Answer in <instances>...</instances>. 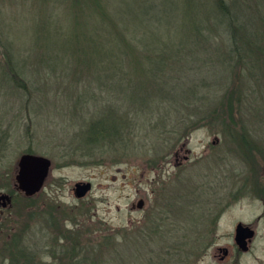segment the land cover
Listing matches in <instances>:
<instances>
[{
    "label": "rangeland",
    "instance_id": "obj_1",
    "mask_svg": "<svg viewBox=\"0 0 264 264\" xmlns=\"http://www.w3.org/2000/svg\"><path fill=\"white\" fill-rule=\"evenodd\" d=\"M190 2L106 0V5L119 11L122 5ZM69 5H76L75 0H0V181L8 173L15 188L18 160L25 153L45 156L54 166L44 189L32 199L24 200L20 193L12 197L11 207L0 206V221L18 214L23 243L36 248L49 233L43 227L49 211L60 216L62 209H74L78 221H91L100 230H128L125 256H116V263L140 258L135 264H217L214 249L202 259L207 237L218 239L236 213L232 207L225 214L220 233L213 232L210 215L217 211L218 199L236 188V173L248 170L246 160L239 158L237 136H229V123H215L207 113L232 83L229 71L220 63L196 68L184 58L144 85L140 80L149 77L146 68L133 73L128 60L115 66L112 57L127 56L101 48L111 45L108 36L95 35L96 17L85 14L75 26ZM123 24L140 33L144 43L158 37L154 21L146 17ZM75 28L93 32L94 37L80 35L74 41L91 47L88 51L70 52L68 34ZM210 57H205L207 63ZM99 58L102 65L96 69ZM246 77L245 92H264L263 79ZM247 100L241 118L248 136L264 146V115H252L255 102L262 101L252 94ZM112 112L128 114L122 137L90 147L84 131L104 115L110 121ZM177 152L188 159L176 166ZM81 181H90L93 189L77 198L73 189ZM1 193L9 192L0 184ZM140 199L144 208L137 207ZM49 231L55 233L53 227ZM6 263L0 258V264Z\"/></svg>",
    "mask_w": 264,
    "mask_h": 264
},
{
    "label": "trees",
    "instance_id": "obj_2",
    "mask_svg": "<svg viewBox=\"0 0 264 264\" xmlns=\"http://www.w3.org/2000/svg\"><path fill=\"white\" fill-rule=\"evenodd\" d=\"M191 1V5H122L125 7H119L120 10L117 11L112 5H106V0H75L76 5L66 6V10L75 26L80 25V18L85 14L96 17L98 24L95 27V35L108 36L107 45L108 42L111 45V49L105 47L106 45L101 48L127 56L112 57L115 66L118 61L123 64L124 60H128L129 66L136 69L133 73L142 66L143 69L146 68L149 77H142L140 80L144 85H149L167 74L172 65L180 64L184 58L190 59V63L196 68L220 63L229 71L232 83L225 88L219 100L212 101L211 104L216 105L209 107L207 113L215 123H221L224 127L225 123H229L227 128L231 131L230 137L235 138L240 131L243 132L240 135L245 137L244 132L247 129L241 113L251 94L256 101H262L258 104L255 102V113L252 115H264L261 106V103H264V92H245L246 76L243 72H247V79L257 76L256 82L264 80V0ZM80 2L81 5H78ZM123 9L127 12L124 10L123 13ZM145 17L154 21L158 32V37L152 43H144L140 40V33H131V28H123L125 21L136 23L138 19ZM88 34L94 37L93 32L89 30L75 28L69 31L70 52L82 53L91 49L86 44L74 43L76 37L81 35L87 38ZM203 42L208 45L202 48ZM96 49L101 51L100 47ZM207 56H211L208 60L211 63H207ZM81 60L82 58H77L78 63L82 64L84 61ZM98 60L100 63L96 69L102 65L101 58ZM11 68L13 71L16 69L13 65ZM131 82L134 81L131 79ZM195 93L196 90L192 91V94ZM141 102L134 104L141 106ZM109 115L110 121L103 120L104 115L101 119L93 121L84 131L83 138L90 147L113 137H122L127 122L125 115L128 114L112 112ZM1 178V187L6 186L13 198L20 195L21 192L11 187L8 173L2 174ZM30 199L32 197L24 195V200ZM50 214L55 233L47 229L50 234H44L46 240L42 246L36 248L23 243V234L18 231L21 224L16 219L18 214L17 217L10 216L5 221H0V258L6 261V264H120L115 262V258L125 256L122 253L126 251L128 230H100L91 221H78L74 209L64 208L60 216L53 210ZM28 215L29 219L33 217L32 213ZM70 220L74 225L69 223ZM27 226L30 227L29 224ZM25 229L27 230L26 226ZM49 235L51 236L48 237ZM163 253L169 254L165 251ZM138 260L140 261V258L131 260V264L138 263ZM122 264H125V261Z\"/></svg>",
    "mask_w": 264,
    "mask_h": 264
},
{
    "label": "flooded vegetation",
    "instance_id": "obj_3",
    "mask_svg": "<svg viewBox=\"0 0 264 264\" xmlns=\"http://www.w3.org/2000/svg\"><path fill=\"white\" fill-rule=\"evenodd\" d=\"M242 133L238 132V139L234 142L238 143L239 158L246 160L243 163L248 170L245 168L244 173H236L239 176L236 178V188L227 197L218 199L217 211L210 215L213 218L214 231H212L220 233V222L225 214L232 207L235 208L234 212L236 213L231 225L225 232H221L218 239L212 236L208 240L207 237L208 247L202 259H207L210 256L209 251L214 249L213 258L217 260V264H264V146L260 145L259 140L248 136V131L244 132L245 137L241 136ZM213 142L217 143L219 139L216 138ZM190 152L187 150V153ZM185 159H188V156L175 153L176 166L182 164ZM53 169L51 160L50 171L44 187L52 175ZM144 206L145 201L142 208ZM51 212L52 210L49 211L47 218L48 229L53 227ZM52 215L56 217L53 213Z\"/></svg>",
    "mask_w": 264,
    "mask_h": 264
},
{
    "label": "water",
    "instance_id": "obj_4",
    "mask_svg": "<svg viewBox=\"0 0 264 264\" xmlns=\"http://www.w3.org/2000/svg\"><path fill=\"white\" fill-rule=\"evenodd\" d=\"M51 167V160L45 156L33 153H25L18 160V170L15 175V188L26 197L38 194L44 187ZM92 183L81 181L74 186V194L77 198H83L91 191ZM12 203L9 193L0 194V206L7 208ZM143 199H140L137 207H143Z\"/></svg>",
    "mask_w": 264,
    "mask_h": 264
}]
</instances>
